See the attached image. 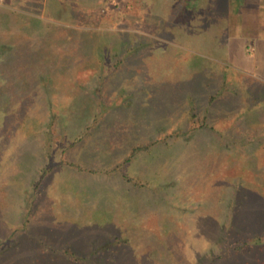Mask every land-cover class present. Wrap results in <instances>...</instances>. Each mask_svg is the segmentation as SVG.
I'll return each mask as SVG.
<instances>
[{
  "label": "rangeland",
  "instance_id": "rangeland-1",
  "mask_svg": "<svg viewBox=\"0 0 264 264\" xmlns=\"http://www.w3.org/2000/svg\"><path fill=\"white\" fill-rule=\"evenodd\" d=\"M101 1L0 0V264H264V83Z\"/></svg>",
  "mask_w": 264,
  "mask_h": 264
},
{
  "label": "crops",
  "instance_id": "crops-1",
  "mask_svg": "<svg viewBox=\"0 0 264 264\" xmlns=\"http://www.w3.org/2000/svg\"><path fill=\"white\" fill-rule=\"evenodd\" d=\"M95 2L44 0L43 12L52 21L74 23L83 18L84 4ZM121 19L125 33L162 41L264 83V0H131Z\"/></svg>",
  "mask_w": 264,
  "mask_h": 264
},
{
  "label": "trees",
  "instance_id": "trees-1",
  "mask_svg": "<svg viewBox=\"0 0 264 264\" xmlns=\"http://www.w3.org/2000/svg\"><path fill=\"white\" fill-rule=\"evenodd\" d=\"M42 4H43V1H42ZM42 4H41V6H42ZM11 12H12V10H9L7 13L8 14H11ZM25 15V14H24ZM30 16H32V15H30ZM34 19H36V20H43V21H45L44 19H42V18H40L39 17V15H36V17H33ZM46 22H49V21H46ZM49 23H52V22H49Z\"/></svg>",
  "mask_w": 264,
  "mask_h": 264
}]
</instances>
